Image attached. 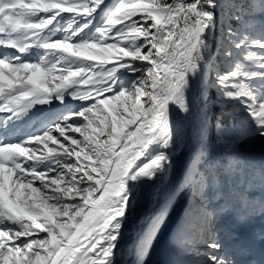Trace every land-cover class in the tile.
<instances>
[{"label": "snow or ice", "instance_id": "1", "mask_svg": "<svg viewBox=\"0 0 264 264\" xmlns=\"http://www.w3.org/2000/svg\"><path fill=\"white\" fill-rule=\"evenodd\" d=\"M194 89L193 149L129 264H148L181 205L185 264L249 255L221 221L264 215L249 187L264 190V165L240 152L264 139V0H0V264H116L139 190L175 169ZM53 102L65 110L34 114Z\"/></svg>", "mask_w": 264, "mask_h": 264}, {"label": "rangeland", "instance_id": "2", "mask_svg": "<svg viewBox=\"0 0 264 264\" xmlns=\"http://www.w3.org/2000/svg\"><path fill=\"white\" fill-rule=\"evenodd\" d=\"M110 2V0H109ZM11 51V50H9ZM193 92L196 96H198V89H194ZM79 102L77 101H67V107L75 108ZM44 110H50L44 111ZM65 110V105L60 104L59 102H53L51 105H37L36 109L33 110L36 116L41 115H49L50 113L59 114L60 112ZM34 125H36L34 127ZM7 126H0V134H4V128ZM41 125L36 124V120L33 119L29 121L25 127L23 128V132H35ZM193 132V139L195 142V130L192 129ZM14 138L15 135H12ZM193 142V143H194ZM213 151L215 155H219L224 151V149L220 146L219 143L213 142ZM240 152L244 156V158L251 163H255L257 167L260 165H264V139L260 137H255L250 141L246 142L245 144L241 145ZM190 155V154H189ZM177 164V163H175ZM180 167V164L175 166L174 172L177 171ZM178 172V171H177ZM168 176V175H166ZM165 176V177H166ZM178 177H175L177 180ZM252 189V195L259 201L261 198H264V190H261L259 186H249ZM184 207L177 206L175 209V213L171 219L169 229H166L162 236L158 239L156 245L154 246L151 255L148 257V264H185L186 261L194 259V257H189L185 255L183 252L180 251L181 247V239L177 238L175 235H172L173 232L176 233V225L181 224V216L184 213ZM239 211V210H238ZM175 223V224H173ZM223 227L227 228L231 233H233L236 237L235 242L240 244L242 247L250 249L246 243H241L239 241L238 236L242 230H249L250 234L252 235L254 241L260 242L264 239L261 237L264 236V215H254L246 222H238L234 215H227L221 221ZM145 226V225H144ZM169 232V236L166 241H163V236L165 235L166 231ZM172 237V243L169 242V237ZM163 241V249L161 248L160 252H158V244ZM241 261V264H249V262H258L256 261L253 256H242L238 257ZM245 262V260H247Z\"/></svg>", "mask_w": 264, "mask_h": 264}, {"label": "bare ground", "instance_id": "3", "mask_svg": "<svg viewBox=\"0 0 264 264\" xmlns=\"http://www.w3.org/2000/svg\"><path fill=\"white\" fill-rule=\"evenodd\" d=\"M190 97L194 101L192 115L187 118H184L183 115H177L175 121L179 125L181 132V136L178 142V147L174 153V155L176 156L175 163H177L175 164V166L180 164V167H178L179 169L177 170L178 172L177 171L170 172L168 176L163 178V182L157 180L155 184L153 183L145 184L139 190L138 198L135 201V207L131 211L129 220L123 229L124 235L120 243L119 250L117 251L116 254V264H129L130 257L128 255V249L130 248L133 237L141 229L140 220L142 217L146 218L153 196L157 192L162 193L164 191L165 184H168L170 186V181L174 182L176 176L179 179L180 174L184 170L185 162L188 160L189 154L191 153L194 146L192 129L196 131L197 119H198V105L195 102V98L197 96L193 92L190 94ZM2 116L3 114H0V117ZM26 124L20 125V127L15 130L8 128L7 135L9 136V138H14L12 135L18 136L21 135L22 133H29L22 131ZM144 227H146V225ZM169 232H170L169 230L166 231L165 235L163 236V241H166V239L169 236ZM238 239L239 241H241V243H246L247 246H249L250 249H249L248 257L253 256L255 259H257L256 261L258 262V264H264V240L260 242L254 241L252 235L247 229L241 231V233L238 236ZM163 241L160 242L157 246L158 252H160L161 248L163 249L164 246ZM247 261L248 259L245 260V262Z\"/></svg>", "mask_w": 264, "mask_h": 264}, {"label": "trees", "instance_id": "4", "mask_svg": "<svg viewBox=\"0 0 264 264\" xmlns=\"http://www.w3.org/2000/svg\"><path fill=\"white\" fill-rule=\"evenodd\" d=\"M220 107H222V106H220ZM214 111H216V112H219V108H215L214 109ZM216 158L217 159H219L220 158V155H216ZM250 164H252V165H255L256 166V164L255 163H251V162H249ZM243 181H244V178L243 177H241V183H243ZM250 186V185H249ZM252 186H259L260 187V185L257 183V184H255V185H252ZM261 188V187H260ZM174 214V213H173ZM186 213H185V211H184V213L182 214V215H185ZM172 217H173V215H172ZM172 217H171V219H172ZM171 219L169 220V222L171 221ZM169 222H168V224H169ZM168 224H167V226H168ZM167 226H166V228H167ZM165 228V229H166ZM165 231V230H164ZM182 235H183V233L180 231V230H178L177 229V226H176V233H175V236L177 237V238H179V239H181L182 238Z\"/></svg>", "mask_w": 264, "mask_h": 264}]
</instances>
